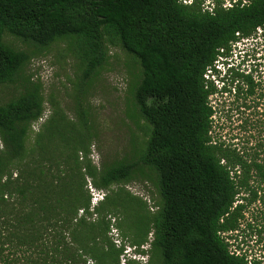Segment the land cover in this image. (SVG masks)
I'll return each instance as SVG.
<instances>
[{"label":"trees","instance_id":"trees-1","mask_svg":"<svg viewBox=\"0 0 264 264\" xmlns=\"http://www.w3.org/2000/svg\"><path fill=\"white\" fill-rule=\"evenodd\" d=\"M6 35L64 41L81 94L120 47L140 67L132 98L147 138L99 169L83 108L75 121L54 105L34 132L37 86L0 104V264H120L124 245L143 264H264V0H0V85L29 61ZM221 119L239 133L221 140ZM142 168L161 198L153 213L111 189ZM88 182L108 191L92 209Z\"/></svg>","mask_w":264,"mask_h":264},{"label":"rangeland","instance_id":"rangeland-1","mask_svg":"<svg viewBox=\"0 0 264 264\" xmlns=\"http://www.w3.org/2000/svg\"><path fill=\"white\" fill-rule=\"evenodd\" d=\"M224 4L228 6L226 1ZM4 40L12 47L26 52L29 61L21 67L14 84L0 85V104L9 101L29 85H35L42 96L44 114L38 123L33 124L34 132L51 113L54 105H58L75 121L78 119V109L83 108L92 136L89 157L97 168L102 169L136 156L138 148L147 138V124L139 116L133 103L132 93L135 92V81L140 76V67L132 56L118 46H108L106 63L90 79L84 87V94H81V67L77 59L67 51L64 41L40 49L9 35ZM240 47L242 45L238 44L235 51L240 50ZM225 98L226 96L215 95L211 97V102L220 106ZM215 131L221 140L228 134L239 133L222 119L217 122ZM32 138L33 134H30L29 140ZM154 180L148 169L142 168L129 183L115 184L111 189L117 190L124 186L130 193L145 201L147 208L153 213L161 204ZM101 193L104 199L108 191ZM116 234L121 237L118 230ZM151 238L149 234L148 240ZM122 239L128 242V239ZM143 249L149 250V242ZM141 260L143 264L148 257L143 256Z\"/></svg>","mask_w":264,"mask_h":264},{"label":"built area","instance_id":"built-area-1","mask_svg":"<svg viewBox=\"0 0 264 264\" xmlns=\"http://www.w3.org/2000/svg\"><path fill=\"white\" fill-rule=\"evenodd\" d=\"M181 1V3L186 4L189 3L190 0H179ZM87 189L91 195V209L94 208L95 206H97V204L103 200V197L101 195H103L101 192L103 191H98L96 189H94L92 187V185L88 182L87 185ZM82 210H79V214H82ZM110 236L112 238V242L114 243V245L117 248H120L122 246V241L119 238V236L116 234V230L112 229ZM142 257L141 255L135 254L134 253V248L128 246V245H124L123 246V251L122 254L120 256V264H129L128 261L129 260H134V261H139L140 263L142 262Z\"/></svg>","mask_w":264,"mask_h":264}]
</instances>
